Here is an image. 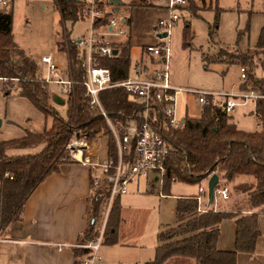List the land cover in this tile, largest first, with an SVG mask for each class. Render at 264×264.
<instances>
[{
	"label": "trees",
	"instance_id": "obj_1",
	"mask_svg": "<svg viewBox=\"0 0 264 264\" xmlns=\"http://www.w3.org/2000/svg\"><path fill=\"white\" fill-rule=\"evenodd\" d=\"M55 2L64 23L70 22L74 25L79 21H87L86 4L82 0ZM189 2V10L193 15L196 1ZM108 4L109 7H114L111 2ZM131 6L155 7L145 0L135 2ZM131 22L129 16L128 24ZM67 33L60 49L68 56L69 77L76 84L64 101L63 105L67 107V118L64 119L51 104L55 102L52 87L41 81L39 65L15 42L13 15L0 12V79L6 81L7 85L14 82L17 95L29 100L40 113L51 119V127L43 132H27L23 138L0 142L2 232L22 220L26 201L48 176L59 172L63 164L73 163L66 155L65 146L75 133L87 134L90 142L99 137L107 138L109 157L117 160L114 135L99 109L90 106V98L84 86L85 73L82 69L78 40L71 39L68 31ZM184 40L185 45L190 46V31L185 32ZM128 55L129 48H124L122 58L101 59L102 66L110 68L114 82L129 77L131 62L127 59ZM219 56L232 58L228 63L245 69L247 79L254 84L253 88L264 93V80L257 76L256 63L260 56H264L263 38L253 49L234 53L222 50ZM247 84L244 89L248 88ZM9 92L6 94L9 95ZM99 98L113 121L127 123L138 120L141 123L142 108L123 88L102 91ZM255 113L262 125L258 132L239 130L231 123L232 117L226 115L213 102L202 106L199 118L185 116V125L180 130L172 129L162 115L152 113L153 128L163 134L170 147L162 187L165 195H170L174 183L201 186L206 185L214 175L219 176L218 186L235 185L240 177L252 178L253 183L235 186L245 197L239 205L236 204L235 209L229 211H215L212 209L214 201L210 202L208 198L205 202L207 212L199 213L195 197L178 199L176 224L158 236L160 245L151 264H237L239 254L255 255L257 242L261 237L259 216L264 215V99L257 101ZM131 145L130 156L124 157L126 162L135 157V142ZM32 149L38 151L10 153ZM119 199L120 196L116 197L111 206L103 245L119 244V228L122 224ZM225 220H234L236 224L235 251L223 252L217 249L221 235L220 227ZM99 231H87L81 243L95 238ZM87 254L89 251L77 249L76 264H81L80 259Z\"/></svg>",
	"mask_w": 264,
	"mask_h": 264
},
{
	"label": "rangeland",
	"instance_id": "obj_2",
	"mask_svg": "<svg viewBox=\"0 0 264 264\" xmlns=\"http://www.w3.org/2000/svg\"><path fill=\"white\" fill-rule=\"evenodd\" d=\"M254 2L258 6L257 0H206L204 4L196 2L193 9L194 14L185 15L189 27L187 28L184 22H180L173 31L170 57V77L173 86L226 93H238L254 87L250 80L242 79L240 66L228 63L232 61V58L219 56L222 50L233 53L245 52L255 48L261 38L264 40V29L261 28V33L258 35L252 25L250 11ZM118 7L120 8L119 17L128 15L125 0ZM0 12L13 15L15 42L20 49L40 65V76L46 73L45 67L41 65L42 58L52 57L55 62L63 67L62 78L67 79L68 56L59 46L61 47L60 44L64 42L68 34L67 31L71 39L77 38L86 35L90 25L86 21H79L74 25L70 22L64 23L55 0H10L8 5L0 7ZM147 19V17H139L136 26L139 31H148ZM187 31H190L192 38L189 40L190 46L185 45L184 34ZM138 52L139 49L133 50L136 55ZM256 63L258 66L257 76L264 80V56H260ZM246 84L248 88L244 89ZM16 91V87L5 86L0 81V114L4 118L6 112L9 111L15 122V124L4 123L0 129V142L23 138L27 135V131H31L32 128L42 132L51 127V119L38 112L26 98H19ZM7 92L10 94L7 95ZM57 93L60 96L63 95L60 92ZM63 99L65 100V97ZM179 100L181 102L180 117L185 112L188 113V117H196L200 114L202 104L199 103L196 96L184 93L179 96ZM51 104L64 119L67 118L66 106L55 102H51ZM255 111L256 102L254 101L237 108L231 117H233L232 120L239 130L258 132L262 129ZM28 119L32 121L28 122ZM101 139L108 140L99 137L93 141L92 148L95 144H99ZM37 151L38 149H32L10 153L22 154ZM229 187L230 200L219 199L220 210L235 209L236 204L239 205L245 197L235 189L234 185H229ZM146 191V181L140 180L138 182L136 179L129 185V193L120 197L122 207L127 209L129 213L126 217L127 221L134 231V236L129 241L132 243V247L125 248V251L122 250L126 262L135 259L140 252L142 258H155L154 252L160 229L164 226L174 225L176 221L177 196L198 194L199 187L178 183L173 185L170 192L171 196L162 199L159 197L158 191L155 194H147ZM107 193L108 190L104 189L101 194L102 198L97 202V217L100 220L101 228L104 224L107 225L109 218ZM101 256L103 257V255ZM107 260L111 262L112 256L106 259L104 257V263H107Z\"/></svg>",
	"mask_w": 264,
	"mask_h": 264
},
{
	"label": "built area",
	"instance_id": "obj_3",
	"mask_svg": "<svg viewBox=\"0 0 264 264\" xmlns=\"http://www.w3.org/2000/svg\"><path fill=\"white\" fill-rule=\"evenodd\" d=\"M82 1L86 4L85 15L90 25L87 34L77 41L81 52L82 69L85 73L84 86L90 98L91 108L99 109L114 135L118 155L117 160L110 157L103 161L93 159L90 155L93 142H90L88 135L83 132L73 135L65 146V152L71 162L91 168L93 186L96 189L108 190L109 214L114 199L128 194L129 185L135 179L154 176L160 187H163L170 147L163 134L153 128L152 113L162 115L166 124L172 129L180 130L185 125V118L179 115L181 94L196 96L202 106L213 102L226 115L233 116L238 107L250 101L257 103L258 100L264 99V93L253 87L238 93H226L184 89L171 84L172 35L178 23L184 22L185 26L188 25L185 15L191 14L189 0H162L166 16L159 19L153 28L159 42L145 46L146 60L131 66L127 79L114 82L110 68L102 66L101 59L122 58L123 49L129 48L128 16L119 17L120 11L119 13L113 11L116 6L109 7L108 3L111 0ZM9 2L10 0H0V7L8 5ZM164 34L167 36L159 38ZM127 59H130V55ZM42 64L46 67V73L41 76V81L55 86L56 91L62 93L61 96L66 99L76 83L70 77L62 78L63 67L52 57L42 58ZM241 69L242 79L247 81L246 71ZM67 72L69 76L68 68ZM15 87L12 86V88ZM118 87L123 88L142 108L141 123L138 120L127 123L120 120L113 121L104 110L99 98L100 93ZM133 141L135 157L132 161L126 162L124 157L130 156ZM195 198L199 213L207 212L205 202L208 201V182L200 186L199 194ZM217 198L229 200L230 189L225 185L218 186L215 191V200ZM105 227L106 224L95 238L77 245V248L89 251V254L81 258V264L102 263L101 248Z\"/></svg>",
	"mask_w": 264,
	"mask_h": 264
},
{
	"label": "crops",
	"instance_id": "obj_4",
	"mask_svg": "<svg viewBox=\"0 0 264 264\" xmlns=\"http://www.w3.org/2000/svg\"><path fill=\"white\" fill-rule=\"evenodd\" d=\"M122 1L124 3V0ZM125 1L127 3V16H130L132 19L130 27L128 28L130 31V36L129 39H127V42L129 44L131 66H134L135 63L146 60L144 57V48L146 45H152L159 42L157 36L153 33V28L159 19L166 16V12L162 0H145L146 2L155 6L152 8L131 6L135 2L144 0ZM195 1L204 4L206 0ZM257 1L258 6H256L254 2L250 14L253 28L256 29V34L259 35L261 33V28L264 29V0ZM139 15L148 18V31L146 30L143 32L137 29V21L139 17H141ZM188 26L189 24L187 27ZM84 35L73 39L79 40ZM135 49H139L137 55L133 53V50ZM41 65L44 66L43 64ZM66 75L68 79V72ZM0 81H2L5 86L7 85L6 81L3 79H0ZM12 85L15 86V84ZM12 85L10 84L8 86ZM52 88L53 97L58 96L62 99L63 97L57 93L56 87L53 86ZM19 98L22 97L19 96ZM180 103L181 102L179 100V107ZM187 114L188 113L185 112L181 118L184 119L185 116H189ZM200 115L201 112L196 117H190L196 119L199 118ZM0 119L2 120V126L5 122L15 124L14 120L10 116L9 111L6 112L4 118L3 115L0 114ZM30 121L32 120L28 119V122ZM232 123L235 124L233 120ZM27 132L40 133V131L36 128H32L31 131ZM90 155L93 159H99L101 161L107 159L109 157L108 140L101 139L100 143H97V145L95 144L91 149ZM137 180L138 182L140 180L146 181L147 194H155L158 191V195L161 199L171 196L165 195L163 193L160 184L157 182V180H155L154 176H150L148 178H138ZM247 182L253 183V179H245L240 177L237 178L234 186L242 185ZM176 184L178 183H174L173 185ZM198 187L200 188V186ZM227 187L230 189L229 186ZM103 192L104 188L96 189L93 186V175L91 168L74 162L63 164L60 167L59 172L48 176L28 198L24 206L22 220L13 223L7 229V231H0V264H76V250L79 249L77 248V245L81 244L84 234L87 231H92L93 233L98 232L101 228L100 220L97 217V202L102 198L101 194ZM198 194L177 196V200L180 198L196 197ZM219 199L221 198L214 200L212 209H215L216 211H229L219 209ZM119 205L121 208L122 218V224L119 228V244L113 246H102L101 255H103V261L101 264H151L155 258H142L141 252L136 255L135 259L126 262L127 260L124 258V253H122V250L125 251V248L132 247V243L129 241L134 236V231L133 227L129 225V221H127L126 218L129 215L128 210L122 207L120 199ZM176 221L174 225L176 224ZM258 222L259 228L261 230V237L257 242L256 253L254 256L239 254L237 257V264H264V215L259 216ZM174 225L164 226L162 229H160L161 231L158 235ZM220 228L221 235L217 243V249L223 252L235 251V221L225 220L221 224ZM159 245L160 243L158 240V243L155 247V255ZM111 256L112 261L109 262L107 260L108 262L104 263V257L106 259L107 257ZM188 264L194 263L189 262Z\"/></svg>",
	"mask_w": 264,
	"mask_h": 264
},
{
	"label": "water",
	"instance_id": "obj_5",
	"mask_svg": "<svg viewBox=\"0 0 264 264\" xmlns=\"http://www.w3.org/2000/svg\"><path fill=\"white\" fill-rule=\"evenodd\" d=\"M111 3L116 6L115 13H119V7L118 6L122 5L123 1L122 0H111ZM123 22H125V20H123ZM166 36H167V34H164L163 36H159V38L166 37ZM115 54H117V51H115ZM53 99L58 104H61V105L64 104L63 98L61 99L58 96H54ZM1 126H2V120L0 119V128H1ZM219 184H220V179H219L218 175H214L209 179V181H208V198H209L210 202L215 200V191H216V188L218 187Z\"/></svg>",
	"mask_w": 264,
	"mask_h": 264
}]
</instances>
